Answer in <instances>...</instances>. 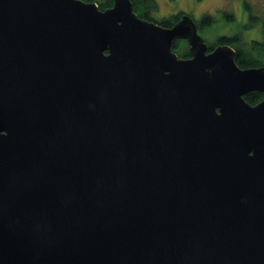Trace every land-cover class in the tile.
I'll return each mask as SVG.
<instances>
[{
    "label": "water",
    "instance_id": "95a60500",
    "mask_svg": "<svg viewBox=\"0 0 264 264\" xmlns=\"http://www.w3.org/2000/svg\"><path fill=\"white\" fill-rule=\"evenodd\" d=\"M112 4L0 0V264H264V65Z\"/></svg>",
    "mask_w": 264,
    "mask_h": 264
},
{
    "label": "rangeland",
    "instance_id": "374dc122",
    "mask_svg": "<svg viewBox=\"0 0 264 264\" xmlns=\"http://www.w3.org/2000/svg\"><path fill=\"white\" fill-rule=\"evenodd\" d=\"M106 0H95L91 3L99 5L97 2H104ZM131 1V0H130ZM157 6L153 9L154 14L160 19L171 18L173 14H180L184 12V15L190 16L193 22H200L201 18L206 15L212 16L214 18L213 25L198 30V33L203 38V40L215 47L221 44H217L218 38L220 36H233L239 34L242 38L241 41L246 44L244 48L248 50V42L250 40L264 42V35L261 30V23L264 22V0H155ZM156 4L155 2H153ZM248 3L249 7L252 9L251 15H258L259 23H251L248 26V10L243 9V4ZM100 9V8H99ZM101 10V9H100ZM226 12L227 14L233 16V21L227 22L222 17V14ZM154 16V15H153ZM166 16V17H165ZM201 23V22H200ZM241 23V25H240ZM245 23V25H244ZM197 26V23H196ZM243 26V27H242ZM177 41V40H176ZM175 42V41H174ZM173 45V44H172ZM227 45V44H226ZM229 46V45H228ZM187 46L182 44L178 51L186 50ZM233 49V48H232ZM173 51V50H172ZM177 55V51H174ZM189 56V55H188ZM259 68V67H255ZM263 96V94H262ZM263 98V97H262ZM262 100V99H261Z\"/></svg>",
    "mask_w": 264,
    "mask_h": 264
},
{
    "label": "trees",
    "instance_id": "16d2710c",
    "mask_svg": "<svg viewBox=\"0 0 264 264\" xmlns=\"http://www.w3.org/2000/svg\"><path fill=\"white\" fill-rule=\"evenodd\" d=\"M83 2H92L94 0H81ZM111 0H106L104 2H97L99 5V8L101 10H105L107 9V7L110 5ZM133 4L135 5V9H133V11H137L141 13V9H148L147 7L149 5H151V0H132ZM248 3H244L243 4V8L244 9H248ZM139 13L140 16H142ZM139 16V17H140ZM144 16V15H143ZM142 16V17H143ZM222 18L224 20H226L227 22H231L233 21V16L227 14L226 12H224L222 14ZM214 18H212V16L206 15L204 16V18L200 21L201 24H199V26H197V29L200 30L202 27H204V25L206 26H210L214 23ZM177 21L176 19H174L173 17H171L170 20H161V22H159L160 25L164 26V27H171L173 25V21ZM257 21V19H256ZM259 23V21H258ZM261 30L262 33L264 35V22L261 23ZM241 37L239 36V34L236 33V35L233 36H220L218 38V43L217 44H221V45H229L231 48H233L234 52H235V56H234V62L242 69H248V68H255V67H259L261 65H264V42H260V41H254V40H250L248 42L249 48H247L248 50H245L243 44H246L245 42L241 41ZM264 40V38H263ZM172 50L173 51H177V55L179 56V58H188V54L186 53V50L183 49L182 51H178L180 46L182 44H184V42L180 41V42H173L172 43ZM185 45V44H184ZM208 48L211 50L215 47L211 46L208 44ZM262 94L257 93V92H249L248 95H246L244 97L245 101L249 104V105H256L260 102V100L262 99Z\"/></svg>",
    "mask_w": 264,
    "mask_h": 264
},
{
    "label": "flooded vegetation",
    "instance_id": "af4514ba",
    "mask_svg": "<svg viewBox=\"0 0 264 264\" xmlns=\"http://www.w3.org/2000/svg\"><path fill=\"white\" fill-rule=\"evenodd\" d=\"M95 1V0H94ZM86 2V1H85ZM153 2H155L156 3V1L155 0H151V5H149L147 8L148 9H141V13L140 12H137V11H133L135 14H137V16L139 17L140 15H139V13L143 16H140V18H142V19H144V20H146V21H148V22H153V23H155V24H158V25H160L159 24V22H161V20H163V19H160L159 17H157V15L156 14H154V13H152L153 12V9L157 6V3L156 4H154ZM131 4H133V2H132V0H131ZM113 4H112V0H111V2H110V5L108 6V7H111ZM243 6V5H242ZM133 9H135V5L133 4ZM244 9V8H243ZM155 10V9H154ZM246 10H248V22H247V24H248V26H250L251 25V23H252V25L253 24H257L258 23V21H259V17H258V15H251V13H253V12H251L252 11V9L248 6V9H246ZM185 13L184 12H182V13H180V14H173V15H171V17H173L174 19H176L177 21H173L172 23H173V25H175L179 20H180V18L184 15ZM154 15V16H153ZM166 17V16H165ZM190 17V16H189ZM191 18V17H190ZM204 18V15H203V17L201 18V20ZM171 18L168 16V18H165V20H170ZM192 19V18H191ZM256 19H257V21H256ZM192 20H194V19H192ZM201 20H199V21H201ZM196 23H197V26H199V24H201L200 22H198V21H196ZM172 25V26H173ZM213 25V24H212ZM240 25H241V23H240ZM244 25H245V23H244ZM160 26H162V25H160ZM171 26V27H172ZM204 26H206V25H204ZM211 26V25H210ZM164 27V26H163ZM170 27V28H171ZM206 27H209V26H206ZM243 27V26H242ZM167 28H169V27H167ZM201 29H203V27L201 28ZM177 42H180L179 40H177ZM186 45V44H185Z\"/></svg>",
    "mask_w": 264,
    "mask_h": 264
}]
</instances>
